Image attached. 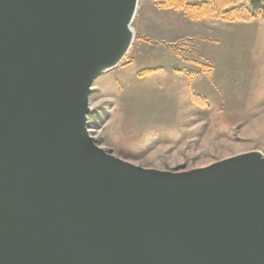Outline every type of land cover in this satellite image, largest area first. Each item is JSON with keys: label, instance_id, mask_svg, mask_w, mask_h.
Instances as JSON below:
<instances>
[{"label": "water", "instance_id": "95a60500", "mask_svg": "<svg viewBox=\"0 0 264 264\" xmlns=\"http://www.w3.org/2000/svg\"><path fill=\"white\" fill-rule=\"evenodd\" d=\"M137 0H0V264H264V156L144 168L87 130Z\"/></svg>", "mask_w": 264, "mask_h": 264}, {"label": "rangeland", "instance_id": "374dc122", "mask_svg": "<svg viewBox=\"0 0 264 264\" xmlns=\"http://www.w3.org/2000/svg\"><path fill=\"white\" fill-rule=\"evenodd\" d=\"M163 2L138 0L128 52L92 82L90 135L159 170L264 156V17L191 19Z\"/></svg>", "mask_w": 264, "mask_h": 264}, {"label": "trees", "instance_id": "16d2710c", "mask_svg": "<svg viewBox=\"0 0 264 264\" xmlns=\"http://www.w3.org/2000/svg\"><path fill=\"white\" fill-rule=\"evenodd\" d=\"M163 5L183 9L191 19L249 22L264 17V0H164Z\"/></svg>", "mask_w": 264, "mask_h": 264}, {"label": "bare ground", "instance_id": "6f19581e", "mask_svg": "<svg viewBox=\"0 0 264 264\" xmlns=\"http://www.w3.org/2000/svg\"><path fill=\"white\" fill-rule=\"evenodd\" d=\"M137 5H138V0L136 2V5H135V9L131 15V17L129 18V20L127 21V23L125 24V42H124V45H123V48L121 50V53L118 55V57L114 60V62H112L111 64H105L103 65L100 69H105V68H110L111 66H114L119 60H121L125 54L128 52L129 48H130V45L132 43V40H133V35H134V32H133V29L131 28V22L134 18V15L136 14V9H137ZM118 65V64H117ZM116 65V66H117ZM115 66V67H116ZM114 68V67H113ZM101 74V73H100Z\"/></svg>", "mask_w": 264, "mask_h": 264}, {"label": "built area", "instance_id": "2783aa9c", "mask_svg": "<svg viewBox=\"0 0 264 264\" xmlns=\"http://www.w3.org/2000/svg\"><path fill=\"white\" fill-rule=\"evenodd\" d=\"M90 129H91V128H88L89 132H90Z\"/></svg>", "mask_w": 264, "mask_h": 264}]
</instances>
